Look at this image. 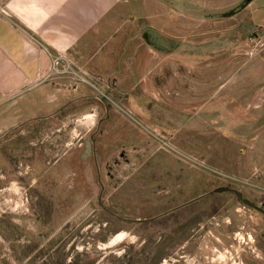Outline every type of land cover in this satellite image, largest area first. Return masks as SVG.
Here are the masks:
<instances>
[{
    "label": "rangeland",
    "instance_id": "obj_1",
    "mask_svg": "<svg viewBox=\"0 0 264 264\" xmlns=\"http://www.w3.org/2000/svg\"><path fill=\"white\" fill-rule=\"evenodd\" d=\"M242 1L117 0L129 92L0 100V264H264V0Z\"/></svg>",
    "mask_w": 264,
    "mask_h": 264
},
{
    "label": "crops",
    "instance_id": "obj_2",
    "mask_svg": "<svg viewBox=\"0 0 264 264\" xmlns=\"http://www.w3.org/2000/svg\"><path fill=\"white\" fill-rule=\"evenodd\" d=\"M116 1L0 0V100L39 85L64 87L76 77L77 93L100 76L120 80L129 92L139 54ZM131 54L138 55L130 61Z\"/></svg>",
    "mask_w": 264,
    "mask_h": 264
},
{
    "label": "bare ground",
    "instance_id": "obj_3",
    "mask_svg": "<svg viewBox=\"0 0 264 264\" xmlns=\"http://www.w3.org/2000/svg\"><path fill=\"white\" fill-rule=\"evenodd\" d=\"M124 236H125V233H124V232L118 233V234H116V235L111 239V241H110L108 244H113V243H115V242H118V241L121 240Z\"/></svg>",
    "mask_w": 264,
    "mask_h": 264
},
{
    "label": "trees",
    "instance_id": "obj_4",
    "mask_svg": "<svg viewBox=\"0 0 264 264\" xmlns=\"http://www.w3.org/2000/svg\"><path fill=\"white\" fill-rule=\"evenodd\" d=\"M250 0H243L242 3L240 4V7H244ZM237 9H232L230 11H227L225 14L226 15H231L236 12Z\"/></svg>",
    "mask_w": 264,
    "mask_h": 264
},
{
    "label": "water",
    "instance_id": "obj_5",
    "mask_svg": "<svg viewBox=\"0 0 264 264\" xmlns=\"http://www.w3.org/2000/svg\"><path fill=\"white\" fill-rule=\"evenodd\" d=\"M227 188H228V187H220V189H222V190L227 189ZM237 195L241 196L242 193L237 191ZM245 201H246L247 203L251 204V202L248 201L247 199H245Z\"/></svg>",
    "mask_w": 264,
    "mask_h": 264
},
{
    "label": "flooded vegetation",
    "instance_id": "obj_6",
    "mask_svg": "<svg viewBox=\"0 0 264 264\" xmlns=\"http://www.w3.org/2000/svg\"><path fill=\"white\" fill-rule=\"evenodd\" d=\"M76 236H77V232H76ZM57 247H58V245L55 246L54 249H56ZM58 248H59V247H58ZM58 248H57V249H58ZM55 253H56V252H55ZM49 255H50V252L48 251V252H47V255H45L44 258H48ZM62 263H63V262H62ZM62 263H61V264H62ZM57 264H60V263L58 262Z\"/></svg>",
    "mask_w": 264,
    "mask_h": 264
}]
</instances>
